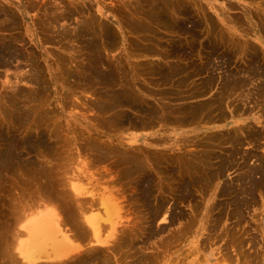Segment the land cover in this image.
Returning <instances> with one entry per match:
<instances>
[{
	"label": "rangeland",
	"instance_id": "rangeland-1",
	"mask_svg": "<svg viewBox=\"0 0 264 264\" xmlns=\"http://www.w3.org/2000/svg\"><path fill=\"white\" fill-rule=\"evenodd\" d=\"M263 12L0 0V264H30L12 223L45 206L76 247L52 264H264ZM70 182L116 197L109 242L80 230Z\"/></svg>",
	"mask_w": 264,
	"mask_h": 264
},
{
	"label": "bare ground",
	"instance_id": "bare-ground-1",
	"mask_svg": "<svg viewBox=\"0 0 264 264\" xmlns=\"http://www.w3.org/2000/svg\"><path fill=\"white\" fill-rule=\"evenodd\" d=\"M139 2V1H138ZM58 3V2H57ZM70 6V5H69ZM153 8V7H152ZM232 9V8H231ZM176 13V12H175ZM174 13V14H175ZM264 13V12H263ZM241 14V13H240ZM180 15V14H179ZM87 16V15H86ZM177 18V17H176ZM55 25V24H54ZM55 27V26H54ZM102 28V27H101ZM223 32V31H222ZM264 35V34H263ZM1 38V37H0ZM104 40V39H103ZM234 45V44H233ZM109 50V49H108ZM113 51V50H112ZM113 53V52H112ZM139 53V52H138ZM106 54V53H105ZM241 55V54H240ZM109 56V55H108ZM241 57V56H240ZM112 58V57H111ZM26 60V59H25ZM24 60V61H25ZM61 61V60H60ZM112 59L110 60L111 63ZM59 62V61H58ZM133 64V63H132ZM134 65V64H133ZM36 70V69H35ZM246 74V73H245ZM247 75V74H246ZM43 79V78H42ZM31 80V79H30ZM26 81V79H25ZM24 81V82H25ZM32 81V80H31ZM255 81V80H253ZM183 82V81H182ZM257 82V81H256ZM259 82V80H258ZM251 83V82H250ZM251 85V84H250ZM244 86V85H243ZM248 88V87H247ZM252 88V87H251ZM253 90V89H252ZM248 92V89H247ZM246 92V94H247ZM223 93V92H222ZM252 93V92H251ZM39 95V94H38ZM226 95V94H225ZM199 96V95H198ZM36 97V96H35ZM19 98V97H18ZM25 98V97H24ZM29 101V100H28ZM242 102V101H241ZM1 103V102H0ZM27 103V102H26ZM1 107V106H0ZM3 107V105H2ZM161 108V107H160ZM3 111V110H2ZM5 113V112H4ZM3 113V114H4ZM10 113V112H9ZM47 114V113H46ZM2 115V114H1ZM161 115V114H160ZM5 116V115H4ZM3 117V116H2ZM6 117V116H5ZM4 117V118H5ZM161 117V116H160ZM178 119V118H177ZM60 120V119H59ZM11 121V120H10ZM180 122V121H179ZM235 122V121H234ZM162 124V123H160ZM167 124V123H166ZM163 125V124H162ZM189 140V139H188ZM248 141V139L246 140ZM245 141V142H246ZM198 143V142H197ZM121 146V145H120ZM188 146V145H187ZM191 146V145H190ZM123 147V146H122ZM126 148V147H125ZM184 148V147H183ZM194 149V148H193ZM173 154V153H172ZM247 154V153H246ZM256 155V154H255ZM241 156V155H240ZM76 162V161H75ZM148 165V164H147ZM152 169V168H151ZM89 170V169H88ZM156 174V173H155ZM57 177V176H56ZM63 177V175H62ZM60 178V177H59ZM67 180V179H65ZM63 183V182H62ZM71 184V190H72V196L74 197V200L76 201L75 204L78 205V208L81 211V224H79L80 230L84 233L86 231L90 234L91 238H93L94 241L100 242L102 244H105L107 241H102L99 237V230L101 226H103L102 222H108L110 223L114 220V222L117 223V221L121 218L117 217V212L119 211V205L114 200L116 197L110 196L107 194V191H102L100 193H95L90 191L89 189H85V187H80L76 185L75 183L70 182ZM84 186V185H83ZM59 190V189H58ZM103 190V189H102ZM96 191V190H95ZM105 192V193H104ZM109 192V191H108ZM71 193V191H70ZM87 196V197H85ZM69 198V197H68ZM72 198V197H71ZM114 198V199H113ZM48 199V198H47ZM67 199V198H66ZM70 200V199H69ZM73 200V201H74ZM67 202V201H66ZM121 202V201H120ZM74 204V205H75ZM14 205V204H13ZM12 207V205H11ZM27 209V208H21ZM9 210V208H8ZM77 210V209H76ZM25 213L23 210L22 217L20 215V210L18 214V218L15 215H11L10 217H15L14 223L12 225L15 228L12 229V233H14V236L11 234V239L13 241L12 245L14 244L17 255L14 256H20L23 260H25L27 263H36L39 261H53L54 260H60L62 258L67 259V257L71 256L73 250H76V247H74L71 244L70 236L72 234V230L70 227H68L65 222L63 221V217L61 218L60 213L54 208L50 207H43L38 208V210H29ZM24 214V215H23ZM122 216V215H121ZM9 217V218H10ZM7 217L4 218V220ZM118 218V220H116ZM73 219V218H72ZM78 219V218H77ZM2 220V219H1ZM11 220V219H10ZM106 222V223H107ZM3 223V222H2ZM11 223V222H10ZM18 223V224H17ZM76 223V222H75ZM115 223V224H116ZM121 223V221H120ZM114 224V223H113ZM112 224V225H113ZM118 224V223H117ZM10 225V224H9ZM8 225V226H9ZM106 225V224H105ZM110 226V224H107ZM6 226V224H5ZM11 226V225H10ZM18 227V229H17ZM68 227V228H67ZM108 227V226H107ZM117 228V225L115 226ZM10 228V227H8ZM110 228V227H109ZM17 229V230H16ZM114 229V228H113ZM1 231V230H0ZM15 231V232H14ZM118 231V230H117ZM119 232V231H118ZM122 232V231H121ZM8 233V232H7ZM9 234V233H8ZM113 234V233H112ZM111 234V235H112ZM121 234V233H120ZM114 235V234H113ZM116 236V235H115ZM75 237V236H73ZM72 237V238H73ZM99 237V238H98ZM90 238V237H89ZM88 238V239H89ZM108 238V237H107ZM117 239V238H115ZM73 241V240H72ZM115 242V241H114ZM93 244V243H92ZM97 244V243H96ZM110 244V243H109ZM113 242L111 243V245ZM109 246V245H108ZM107 246V247H108ZM92 247V246H91ZM103 247V246H101ZM106 247V246H105ZM90 248V247H89ZM109 248V247H108ZM12 251V250H11ZM15 251V250H14ZM8 252H10L8 250ZM13 252V251H12ZM11 252V253H12ZM15 252V253H16ZM10 253V254H11ZM8 254V255H10ZM13 254V253H12ZM79 255V254H77ZM12 256V255H11ZM13 256V257H14ZM74 256V255H72ZM19 257V258H20ZM75 257V256H74ZM11 258V257H10ZM15 258V257H14ZM16 258V259H19ZM13 259V258H12ZM11 259V260H12ZM21 259V260H22ZM20 260V261H21ZM58 260V261H59ZM10 261V260H9ZM24 261V263H25ZM56 262V261H55ZM61 262V261H60ZM23 263V262H21ZM57 263V262H56ZM62 263V262H61ZM12 264V263H11ZM15 264V263H14ZM17 264V263H16ZM26 264V263H25ZM39 264V263H38ZM52 264V263H51Z\"/></svg>",
	"mask_w": 264,
	"mask_h": 264
}]
</instances>
